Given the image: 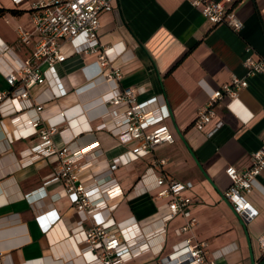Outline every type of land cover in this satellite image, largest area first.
Returning a JSON list of instances; mask_svg holds the SVG:
<instances>
[{
	"label": "crops",
	"instance_id": "obj_1",
	"mask_svg": "<svg viewBox=\"0 0 264 264\" xmlns=\"http://www.w3.org/2000/svg\"><path fill=\"white\" fill-rule=\"evenodd\" d=\"M37 1L0 0L1 9H17V13L0 11V90L8 88L4 75L11 65L33 49L32 14ZM231 7L243 22L239 31L209 22L187 0H114L113 8L101 13L99 40L116 54L104 71L120 68L116 85L141 87L138 99L156 95L164 102L169 111L164 123L175 139L117 165L111 174L122 193L108 197L107 206L94 214L77 213L63 180L52 178L60 164L58 154L23 155V150L39 142L38 136L11 141L6 138L8 120L0 117V251L10 264H89L85 246L74 233L98 218L112 217L119 226L135 223L144 232L159 226L166 209V199L155 195L154 178L160 173L190 183L183 192L194 198L190 211L197 222L177 234L175 229L186 218L176 215L167 223L164 240L155 236L151 251L124 264H159V257L170 254L186 236L203 242L206 258H214L216 264H264L258 245V237H264V170L244 194L257 212L249 222L222 195L230 183L227 166L245 168L251 153L264 146V71L247 76V85L229 106L227 98L217 100L214 109L222 126L213 135L193 124L211 89L233 75L245 76L246 46L264 57V0H232ZM20 30L29 33L28 42L19 40ZM77 42L82 38L62 41L66 59L56 64L52 80L30 88V97L45 102L41 125L54 122L61 130L51 134L56 148L87 150L81 162L90 164L78 172V180L86 181L108 175L111 160L136 141L123 142L95 127L106 109L97 99L112 83L96 76L95 54L77 52ZM2 105L3 110L11 106L8 101ZM158 158L166 162L154 165ZM50 211L48 217L53 212L57 217L42 224L38 216ZM162 240L163 248L156 253L154 248Z\"/></svg>",
	"mask_w": 264,
	"mask_h": 264
},
{
	"label": "built area",
	"instance_id": "obj_2",
	"mask_svg": "<svg viewBox=\"0 0 264 264\" xmlns=\"http://www.w3.org/2000/svg\"><path fill=\"white\" fill-rule=\"evenodd\" d=\"M187 1L199 8L202 15L213 24L223 23L235 31L243 27L241 18L231 7L232 0ZM33 4L36 7L32 14L36 33L33 49L26 58L11 65L4 75L8 88L0 90V117L7 118L10 125L6 138L12 141L37 135L39 142L23 150L22 154H33L34 158L41 154L57 153L60 164L52 178L63 180L65 193L77 213L94 214L100 210L99 208L107 206L108 197L122 193L119 183L111 174L117 165L145 156L159 144L174 141L171 129L164 123L169 111L164 102L158 101L156 95L138 99V95L143 93L141 87L116 85L115 81L121 76L120 68L112 67L110 71H104V68L115 59L116 54L110 53L111 47L100 42L98 29L101 13L111 10L114 0H39ZM28 37V32L19 31L21 42H28ZM78 37L82 38V42L74 43L76 51L95 54L96 59L92 63L96 65V76L100 75L112 83V86L97 99L98 103L106 106V109L103 114H99L101 121L95 127L107 130L112 135L120 137L123 142L136 141L134 146L111 160L108 175L95 176L86 181L78 180V172L90 164L88 160L81 162L87 150L82 148L69 152L67 146L56 148L51 141V134L61 130L54 122L41 125L40 110L45 102L30 97V88L35 84L52 80L56 74V64L66 59V54L61 48L62 41L73 42ZM3 48L7 49V46L4 45ZM246 52L242 60L245 76L233 75L229 81L211 89L208 92V101L193 120L194 126L204 131L207 136L213 135L222 126V121L216 118L217 113L214 109L217 100L227 98L226 106H229L236 100L238 90L247 85L246 77L264 71V57L255 56L251 46H246ZM59 93L62 94L63 91ZM6 101L11 106L3 110L2 104ZM165 162V158H158L153 163L163 165ZM262 170L264 146L251 153V162L245 168L238 169L230 165L225 169L230 183L222 191V195L244 222H249L257 214L244 194L250 192L256 185L257 176ZM144 176L145 174H142L141 179ZM154 186L155 195L166 199V209L160 215L159 226L144 232L139 230L135 223L119 226L112 217L107 216L95 219L91 226L74 233L85 246L83 252L89 264H124L151 251L153 249L151 240L157 235H161L164 240L167 223L176 215L181 214L186 218L185 222L175 229L177 234L186 232L196 224L197 218L190 211L194 198L183 192L190 186L189 182L179 181L160 173L154 178ZM53 196L57 198L58 193ZM51 211L38 216L41 217V222L43 220L42 224L50 223L52 215L48 217V214ZM56 215L53 212L52 217ZM80 225L81 222L77 227ZM163 240L154 248L156 253L162 250ZM258 245L264 257L263 236L258 237ZM175 254H178L176 258ZM5 256L7 255L0 251V264H10ZM159 264L216 263L214 258H206L203 242L186 236L174 245L170 254L159 257Z\"/></svg>",
	"mask_w": 264,
	"mask_h": 264
},
{
	"label": "trees",
	"instance_id": "obj_3",
	"mask_svg": "<svg viewBox=\"0 0 264 264\" xmlns=\"http://www.w3.org/2000/svg\"><path fill=\"white\" fill-rule=\"evenodd\" d=\"M2 10H7V11L12 12V13H17V9H13V8H11V9H1L0 8V11H2Z\"/></svg>",
	"mask_w": 264,
	"mask_h": 264
}]
</instances>
